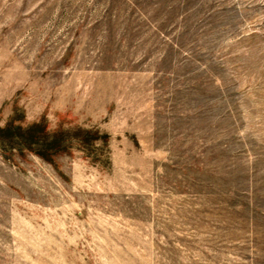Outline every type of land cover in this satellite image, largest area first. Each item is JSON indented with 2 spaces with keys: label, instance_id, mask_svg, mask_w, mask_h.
Wrapping results in <instances>:
<instances>
[{
  "label": "rangeland",
  "instance_id": "obj_1",
  "mask_svg": "<svg viewBox=\"0 0 264 264\" xmlns=\"http://www.w3.org/2000/svg\"><path fill=\"white\" fill-rule=\"evenodd\" d=\"M0 264H264V0H0Z\"/></svg>",
  "mask_w": 264,
  "mask_h": 264
}]
</instances>
